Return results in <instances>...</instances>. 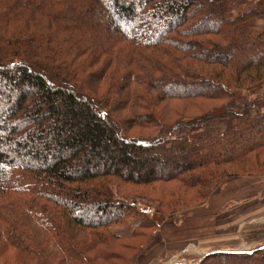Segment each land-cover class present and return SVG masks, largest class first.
<instances>
[{"label": "trees", "instance_id": "16d2710c", "mask_svg": "<svg viewBox=\"0 0 264 264\" xmlns=\"http://www.w3.org/2000/svg\"><path fill=\"white\" fill-rule=\"evenodd\" d=\"M0 92V264H133L264 180V0H0Z\"/></svg>", "mask_w": 264, "mask_h": 264}, {"label": "rangeland", "instance_id": "374dc122", "mask_svg": "<svg viewBox=\"0 0 264 264\" xmlns=\"http://www.w3.org/2000/svg\"><path fill=\"white\" fill-rule=\"evenodd\" d=\"M4 96L5 93L0 92V100L5 98ZM171 107L176 108L178 112L181 108L175 102L172 105H167L168 110H172ZM161 109L159 107V110ZM0 119L3 120L2 116H0ZM28 152L31 153L30 150ZM47 153L51 155L54 150L49 149ZM229 185L231 186L228 189L223 188L221 191L213 193L204 205L190 208L184 219L178 221L170 219L163 222L165 226H169L173 231L172 236L167 238L168 242H173L167 248L165 245L159 247L156 244L158 242L156 235L158 233V237L160 235L158 229H155L154 233L152 231L148 232L149 242L144 238L130 241L129 243L134 244L140 250L138 256H136L138 258L133 264H166L170 260L169 257L175 256H169V249L174 246L178 248L186 246L181 250L178 249L175 257L178 259L182 257L192 258L191 263L194 262V264L199 262L196 259L202 257V253L198 254V252L206 248L221 250L222 246H232L237 243L238 248L235 249L244 250L243 252L257 249L258 246L264 243V218L263 214L253 218L249 216L252 212L251 208L257 203V200L259 203L260 193L264 189V180L262 178H245L239 183L234 182ZM132 189L136 191V188L132 187ZM261 198L260 203L264 207V195ZM246 206L251 207L247 208ZM241 210H244V212H241ZM242 215L246 218L243 219ZM119 233L122 232L119 231ZM156 247L157 250L154 251ZM164 251H166V255L163 254ZM119 252L125 258L136 255V252L131 250Z\"/></svg>", "mask_w": 264, "mask_h": 264}, {"label": "crops", "instance_id": "0c3cea01", "mask_svg": "<svg viewBox=\"0 0 264 264\" xmlns=\"http://www.w3.org/2000/svg\"><path fill=\"white\" fill-rule=\"evenodd\" d=\"M262 195H264V189L262 190V192L260 193V200H259V203H258V200H257V203H255V205L251 208V215L249 216V217H251V218H253V217H255V216H257V215H261V214H263V218H264V207L263 206H261V200H262V198H261V196ZM244 206V205H243ZM260 206V207H259ZM247 208H249V207H251V206H246ZM241 212H244V210H241ZM253 215V216H252ZM241 217H243V219H245L246 217L245 216H241ZM158 232H160V235H159V237H158V234L156 235V239L158 240V242L156 243V244H158L157 246H164L165 245V247L167 248L168 246H170V244L173 242V241H167V238H170L171 236H172V234H173V231H171V229H170V227L169 226H165L164 225V223L162 224V225H160L159 226V228H158ZM187 243V242H186ZM264 246V243H262L260 246H258V247H263ZM165 247H163V249H165ZM184 247V246H183ZM182 246L181 247H177V246H174V247H172V248H170L169 249V256L171 255V256H173V255H175V256H177L176 254H177V250L179 249V250H181L182 248H183ZM186 247V246H185ZM184 247V248H185ZM235 248H238L237 247V243L235 244V245H227V246H222L221 247V250L220 249H213V250H209V249H202V248H200V249H202V250H198L197 249V251H199L198 252V254H200V253H202V257L201 258H203L205 255H207V254H210V253H214V252H231V253H241V252H243L244 250H239V249H235ZM155 250H157V247L154 249V251ZM253 250V249H252ZM252 250H249V252L250 251H252ZM145 251H147V250H145ZM245 252H248L247 250L245 251ZM152 254V253H151ZM163 254H165L166 255V251H164V253ZM175 256H173L172 258L171 257H169L170 258V260L166 263V264H194V262L193 263H191V259L189 258V257H187V258H180V259H178L177 257H175ZM174 258V259H173ZM201 258H198V259H196L197 261H199ZM172 259V260H171ZM195 261V260H194Z\"/></svg>", "mask_w": 264, "mask_h": 264}]
</instances>
